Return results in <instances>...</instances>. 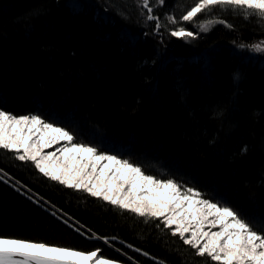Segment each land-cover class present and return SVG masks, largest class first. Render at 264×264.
I'll return each mask as SVG.
<instances>
[{
    "label": "trees",
    "instance_id": "1",
    "mask_svg": "<svg viewBox=\"0 0 264 264\" xmlns=\"http://www.w3.org/2000/svg\"><path fill=\"white\" fill-rule=\"evenodd\" d=\"M0 0V109L193 188L264 226V18L194 0ZM216 22L203 32L195 24ZM197 22V23H196ZM184 28L195 37L172 35ZM0 148V236L125 264H217L163 218L54 181ZM264 234V233H262Z\"/></svg>",
    "mask_w": 264,
    "mask_h": 264
},
{
    "label": "snow or ice",
    "instance_id": "2",
    "mask_svg": "<svg viewBox=\"0 0 264 264\" xmlns=\"http://www.w3.org/2000/svg\"><path fill=\"white\" fill-rule=\"evenodd\" d=\"M142 4L151 12L148 0H142ZM218 5L248 9L264 18V0H194V5L182 16V20L191 21L199 13ZM148 19L155 17L149 16ZM172 35L192 37L195 33L181 27L172 32ZM256 47L259 49L260 46ZM61 141L65 144L63 148L57 149L61 153L60 157L55 152H44L45 148ZM73 141L72 132L45 121L39 115L17 116L0 109V148L17 153L23 149L24 154L18 158L33 161L35 167L50 179L76 189L83 188L92 196H103L104 200L125 209L130 208L141 215L147 209L151 215L160 216L164 214L163 209H169L167 222L176 223L177 232L181 236L191 229V238L186 239L185 243L194 246L198 255H206L217 264H264V226L260 231L254 230V226L242 219L233 208L202 199V194L196 189L186 188L181 192V186L171 179L158 180L145 175L139 166L128 160L107 153L97 155L95 147ZM99 161L114 162L115 165L114 169H108L115 176H107L103 189L98 187L102 175L97 171ZM103 167L107 168V165ZM125 172L129 174V178L115 185L117 192L122 190L124 183L131 186L139 178L146 186H153L144 195L156 199L134 205L123 196L118 198L109 195L113 187L109 182L113 179L120 180ZM183 220H187L188 224L181 225L180 221ZM193 221L194 228L191 227ZM207 223L212 227L219 225L220 230L205 231ZM98 251L82 252L44 242L0 236V264H108L97 256ZM17 257L21 259L17 260Z\"/></svg>",
    "mask_w": 264,
    "mask_h": 264
},
{
    "label": "rangeland",
    "instance_id": "3",
    "mask_svg": "<svg viewBox=\"0 0 264 264\" xmlns=\"http://www.w3.org/2000/svg\"><path fill=\"white\" fill-rule=\"evenodd\" d=\"M139 4L143 5L142 4V0H140V3ZM160 4H161V2L159 0H148V5L151 8V12H149L148 9H146V8L145 9H146V11L148 12V14L150 16H153V17L156 18L155 9L157 8V5H160ZM214 22H216V20H214V18L212 17V15H211V17L209 15H207V18H206L205 21H201L198 24H195L194 23V26H198L200 28L199 29L200 31L205 32V31H207L211 27L212 24H214ZM178 30H179V28L178 29H175L174 31H178ZM186 31H188V30H186ZM195 36L196 35H194V37ZM257 45L260 46L259 49L256 47ZM262 49H264V41H259V42L255 43L254 45H252V51L255 54L264 55V50H262ZM55 126H57V125H55ZM57 127H60V126H57ZM64 144H65L64 141H61L58 144H53L50 147L45 148L44 149V152L45 153L55 152L56 155H57V157H60L61 156V153L58 152L57 149L63 148L64 147ZM20 152H21V155L24 154L23 153V149H21ZM99 154H103V153H98L97 152V155H99ZM109 155H111V154H109ZM97 163L99 165V167L97 168V171L102 173V175L100 177V183H99L98 187H100L101 189H103L104 183H105V180H106L107 176H109V175H112L113 177L115 176V173L114 172H111L110 173L108 171V169H114L115 168V165H114V162H109V161H99ZM104 165H107V168H104L103 167ZM128 178H129V174L127 172H125L124 176L120 180L113 179L112 181H110L109 183H111L113 185V187H112V190L108 194L109 195L117 196L118 198L120 196H123L126 199V201H129V202L133 203L134 205L141 204L145 200H148V199H153V200L156 199V197H149L147 195H144L145 192H147L149 190H152L153 189V186L152 185H147L146 186L145 183L142 180H140L139 178H136L135 183L133 185H131V186L128 185V184H126V183H124L123 184V187H122V190L119 191V192H117L116 191V188H115V185L118 184V183H122V181L127 180ZM158 180H161V179H158ZM81 189H83V188H81ZM184 190L185 189H181V192H184ZM99 197H102L103 198V196H99ZM201 198L202 199H206L202 195H201ZM213 203H215V202H213ZM218 205H220V204H218ZM220 206H223V205H220ZM169 211L170 210L167 209V208L163 209L164 214L163 215H160L159 217L163 218L167 222V219H168V216H169ZM145 214L151 215L150 211H148L147 209L145 210ZM209 220H211V217H209ZM180 224L181 225L188 224V221L187 220L180 221ZM169 225L172 226V228H173V230L175 232H177V226L178 225L176 223L169 224ZM191 227L192 228L195 227L194 221L192 222ZM204 230L205 231H209V232H216V231H219L220 230V227H219V225H217L216 227H212V225L210 223H207L204 226ZM177 233H179V232H177ZM179 235H180V233H179ZM182 237L185 240L191 238V229L188 232H185ZM201 244H203V241H201ZM97 256L98 257H101L100 255H98V253H97ZM102 258L105 261H107L108 264H125V263H122V262H119V261H116V260H112V259H108V258H105V257H102Z\"/></svg>",
    "mask_w": 264,
    "mask_h": 264
},
{
    "label": "water",
    "instance_id": "4",
    "mask_svg": "<svg viewBox=\"0 0 264 264\" xmlns=\"http://www.w3.org/2000/svg\"><path fill=\"white\" fill-rule=\"evenodd\" d=\"M16 259H17V260H20L21 258H20V257H17Z\"/></svg>",
    "mask_w": 264,
    "mask_h": 264
}]
</instances>
